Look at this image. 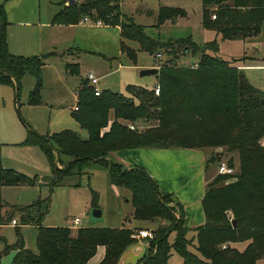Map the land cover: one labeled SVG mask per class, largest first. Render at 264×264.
Masks as SVG:
<instances>
[{
  "label": "trees",
  "instance_id": "16d2710c",
  "mask_svg": "<svg viewBox=\"0 0 264 264\" xmlns=\"http://www.w3.org/2000/svg\"><path fill=\"white\" fill-rule=\"evenodd\" d=\"M201 1L204 25L222 39L245 38L256 34L264 24V0ZM215 11H220V21L209 20ZM84 16L101 20L104 25L119 26L121 37L139 41L142 48L152 55L160 53L161 58L163 52L174 57L176 48L185 44L196 50L199 46L190 40L160 42L145 36L142 27L130 19L122 20L119 4L112 0H82L62 6L51 22L76 24ZM5 31L0 8V83L15 82L18 90L24 73L39 79L42 60L48 55H12ZM207 45L211 51L218 49L216 41L204 43L200 50L204 54L197 66H177L159 60L155 75L157 96L154 88L134 85L126 87L129 95L111 90H100L96 95L94 87L83 78L73 115L87 131V138L68 129L46 136L31 131L23 142L43 151L52 166V185L81 171L86 162H101L108 169L111 183L131 192L133 216L159 220L161 224L152 231L148 253L138 261L141 264H168L172 251L180 256L181 264H258L264 260V93L251 85L235 65L205 53ZM34 94L35 91L28 103L37 99ZM144 119L154 123L144 129L127 128L130 122L142 127ZM169 147H225L238 155L237 172L218 174L207 185L201 201L205 222L194 229L196 243L186 237L188 229L182 209L171 204L169 195L160 194L144 169L126 167L109 158L111 152L122 149ZM61 154L69 160H62ZM37 180V176L4 167L0 157V189L4 185H34ZM94 192L91 208H99ZM40 208L38 200L18 209L23 213L22 224H34L38 229L37 253L18 241L9 264H88L98 246H104L105 253L97 264H117L124 250L135 241L128 227L42 226ZM36 209L40 217L33 214ZM14 213L8 217L10 221ZM6 216H0V223L3 217L6 221ZM171 231L177 232L172 244L167 241ZM241 242H247L243 250L231 246ZM192 245L196 252L186 248Z\"/></svg>",
  "mask_w": 264,
  "mask_h": 264
},
{
  "label": "rangeland",
  "instance_id": "374dc122",
  "mask_svg": "<svg viewBox=\"0 0 264 264\" xmlns=\"http://www.w3.org/2000/svg\"><path fill=\"white\" fill-rule=\"evenodd\" d=\"M68 1L0 0L9 53L24 58L48 55L42 60L39 79L30 73H24L19 79L18 90L15 82L0 83L2 165L38 178L34 185H4L0 189V216L5 213L7 215L6 221L3 217V222L0 223L1 264L12 261L18 241L25 248L37 253L38 229L34 224H22L20 216L23 213L18 209L38 200L41 201L42 226L71 227L74 225L69 220L78 217L80 224L72 229L87 226L128 227L132 230V237L140 229L153 231L161 224L159 220L137 219L133 216L131 192L125 187L113 185L108 169L101 162H86L82 164L81 171H74V174L63 179L61 183L52 185V166L43 151L37 146L23 144L31 131L46 136L68 129L83 139L87 138V131L75 119L73 108L76 105L75 94L81 87L83 78L90 72L100 76L98 88L125 95H129L126 91L128 85L151 90L155 84L154 75H139V71L146 68L142 67L144 65L155 64L159 68L152 53L142 48L139 41L121 37L117 26H99L92 17L86 22L76 24H53L52 17L60 7L71 4ZM81 1L74 0L72 3ZM112 1L119 4L122 20L130 19L135 25L142 27L145 36L160 42L190 40L199 45L197 50L189 44L178 47L174 57L163 52V63L197 66L204 54L200 51L203 44L216 41L218 49L211 51L207 45L204 48L205 53L235 65L251 85L264 93V24L256 34L247 35L245 38L222 39L219 33L204 25L201 0ZM221 18L220 11L209 15L210 21H220ZM85 87L86 85L83 88ZM34 91L37 99L28 103ZM152 123L154 122L144 120V124L140 125L144 129ZM207 148L216 151L215 153L221 152L220 160L231 163L234 173L237 172L236 152H228L225 147H206V152H209ZM215 153L212 155L213 159ZM110 157L116 161L114 156ZM60 158L69 160L64 154ZM59 166L61 167L60 163ZM93 191L98 196L96 204L102 211L100 217L91 214ZM174 192L176 196L186 195L182 188H177ZM189 211L194 217H202L200 205L190 206ZM12 213V218L17 221L16 225L11 224L8 218ZM33 214L39 216L37 209ZM187 229L186 237L196 243L195 230ZM176 238L177 232L171 231L167 241L172 244ZM133 239L134 242L141 240L140 247H147L146 241L148 245L152 244L150 239ZM246 244L247 242H241L231 246L243 250ZM186 248L196 252L194 245ZM133 251L120 264H141L138 261L148 253ZM101 253L102 246L97 248L95 255L89 260L90 263L100 258ZM263 263L264 260L258 261V264ZM168 264H181L180 256L172 251Z\"/></svg>",
  "mask_w": 264,
  "mask_h": 264
},
{
  "label": "crops",
  "instance_id": "0c3cea01",
  "mask_svg": "<svg viewBox=\"0 0 264 264\" xmlns=\"http://www.w3.org/2000/svg\"><path fill=\"white\" fill-rule=\"evenodd\" d=\"M34 26L37 30H39L37 24ZM117 27L119 28V26ZM142 67H155V64L144 65ZM97 77L100 82V76ZM156 82L157 79L155 80L154 86L156 85ZM99 90L102 89L99 88ZM75 96V98H77V94H75ZM205 150L206 148L181 147L131 148L113 151L109 154V158L111 159L110 156H114V159L117 162L126 167L138 166L144 169L157 185L161 195H169L173 199L171 204L173 205L176 203L178 207L182 209L185 227L196 229L197 226L205 222L201 201L205 194L207 185L212 182L215 177V172L217 171L218 166V162L212 160V155L216 151H213L211 148L208 149L209 152H206ZM177 188H182L183 190L185 189L186 195L176 196L174 191L177 190ZM192 205H200L202 217H198L197 215L194 217L190 215L189 207ZM74 227L75 226H71L70 228ZM140 241H136L128 246L121 254L117 264H120L123 258L133 250L136 252L144 251L147 253L149 249L148 242H145L147 247H140ZM104 253L105 248L102 246L100 258L96 259L93 263H90L89 261L88 264H97L100 262Z\"/></svg>",
  "mask_w": 264,
  "mask_h": 264
},
{
  "label": "built area",
  "instance_id": "2783aa9c",
  "mask_svg": "<svg viewBox=\"0 0 264 264\" xmlns=\"http://www.w3.org/2000/svg\"><path fill=\"white\" fill-rule=\"evenodd\" d=\"M90 18L88 16H84L81 20L82 22L88 21ZM95 23L97 25H104L101 20H96ZM161 59L160 53H156L153 55V60L155 63H157L159 67V60ZM89 83L94 87V92L96 95L100 93L99 88L97 87V84L99 82V78L95 76L93 73H89L85 77ZM154 94L158 95L159 94V85H155L154 87ZM76 109V106L74 107ZM127 128L130 130L134 129H141L137 123H128ZM217 173L218 174H233L234 173V168L229 165L226 161L220 160L218 161V166H217ZM69 222H71L74 226H77L80 224V219L78 217H74L73 219H70ZM11 224L16 225L17 221L15 219L11 220ZM133 238H146V239H152L153 238V233L152 231H149L147 229H140L138 232L132 234Z\"/></svg>",
  "mask_w": 264,
  "mask_h": 264
},
{
  "label": "water",
  "instance_id": "95a60500",
  "mask_svg": "<svg viewBox=\"0 0 264 264\" xmlns=\"http://www.w3.org/2000/svg\"><path fill=\"white\" fill-rule=\"evenodd\" d=\"M69 3L74 2V0H69ZM158 74V68L156 67H149V68H143L139 71L140 76H150V75H157ZM221 152H217L215 154L216 161H219L221 158ZM91 214L94 217H100L102 215V211L99 208H92ZM234 223V221L232 222Z\"/></svg>",
  "mask_w": 264,
  "mask_h": 264
}]
</instances>
